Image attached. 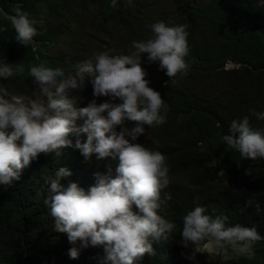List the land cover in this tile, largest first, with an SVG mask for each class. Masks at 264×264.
<instances>
[{
    "label": "trees",
    "instance_id": "obj_1",
    "mask_svg": "<svg viewBox=\"0 0 264 264\" xmlns=\"http://www.w3.org/2000/svg\"><path fill=\"white\" fill-rule=\"evenodd\" d=\"M104 2L106 9L115 8L112 0H0V6L9 13L24 4L36 16L40 5L41 14L48 19L43 27L46 32L35 42L38 50L33 52V45L23 47L16 42L10 21L0 15V29H7L0 31V61L14 69L22 65L23 75L32 65L68 69L98 53L130 54L134 41L146 42L152 37L154 23L186 26V75L173 78V82L158 61L150 62L148 54L141 55L148 86L169 106L166 122L154 128L145 126V134L135 141L166 157L170 183L161 196L170 199H166L160 214L177 226L173 236L180 250L184 247L180 235L183 217L196 206L204 207L205 214L213 218L227 216V226L254 227L264 237V159L245 160L222 139L231 134V122L245 116L253 129L264 132V120L252 115L253 111L264 113V0H177L170 8L156 12L142 5L123 18L124 31L97 27L95 19L90 21L89 32L82 33L77 41L86 51L78 59L69 61L67 56L53 55L51 45L56 39L77 26L83 28L80 19L87 7ZM43 8L48 10L42 12ZM228 63L234 67L227 69ZM23 78L32 86L30 77ZM93 91L92 86L83 92L76 106L87 107L93 101L97 105L120 103L110 97H96ZM81 124L82 120L77 122L78 127ZM124 126L135 125L126 121ZM116 130L121 129L118 126ZM81 139L86 141V134ZM60 151L59 157L55 153L41 154L23 169L19 181L7 188L0 186V264H105L103 247L80 249L78 258L69 259L73 245L66 234L55 230L50 207L45 203L50 196L46 182L65 167L72 175L60 180L61 187L76 183L87 191L95 185L96 173L106 175L111 167L114 178L116 164L111 158L97 160L95 155L86 160L74 148ZM133 210L138 211L135 206ZM159 249L155 248V256L145 255L137 264H164ZM253 251L252 258L223 260L219 256L214 262L181 261L264 264V239L254 245Z\"/></svg>",
    "mask_w": 264,
    "mask_h": 264
},
{
    "label": "clouds",
    "instance_id": "obj_2",
    "mask_svg": "<svg viewBox=\"0 0 264 264\" xmlns=\"http://www.w3.org/2000/svg\"><path fill=\"white\" fill-rule=\"evenodd\" d=\"M176 1L112 0L115 8L111 10L106 9V2L91 3L80 19L84 27L61 34L51 45V52L76 60L86 52L77 41L82 33L89 32L93 19L97 27L124 31L123 18L132 9L146 5L155 12L163 11ZM39 9L34 16L24 4L13 13L0 6V15L10 21L16 42L23 47L33 45V52L38 50L35 42L46 32L43 27L48 20ZM47 10L43 8L42 12ZM151 31L153 35L146 42H133L130 54L98 53L68 69L32 65L23 75L22 65L14 69L0 61V186L7 188L19 181L23 169L41 154L55 153L59 157L60 150L74 148L86 160L93 155L97 160L111 158L116 164L115 177L111 167L106 175L96 173V183L87 191L76 183L61 187L60 180L72 175L65 167L46 182L50 196L45 203L50 207L55 230L66 234L73 245L69 259L78 258L80 249L92 246L103 247L105 264H137L145 255L155 256L154 250L159 247L164 264H182L181 260H187L182 251L189 245L194 246L193 256L222 255L227 259L231 252L252 258L254 245L264 239L254 227L227 226V216L213 218L205 214L204 207L196 206L183 217L180 235L184 247L180 250L173 236L177 226L160 214L166 199H170L161 196L170 183L166 157L135 141L145 134V126L154 128L166 122L169 106L148 86L141 55L148 54L150 62L158 61L160 69L175 82L173 78L187 74L189 47L186 26L169 27L157 22L151 25ZM233 67V63L226 65L227 69ZM23 77H30L32 86ZM90 86L94 96L120 103L97 105L93 101L78 108L77 101ZM252 115L264 120V113L253 111ZM81 120L83 125L78 127ZM126 121L135 126L125 127ZM230 133L222 139L243 159H264V132L253 129L247 116L233 120ZM84 134L86 141L81 139ZM42 174L45 176L44 171ZM154 241L157 243L153 246Z\"/></svg>",
    "mask_w": 264,
    "mask_h": 264
},
{
    "label": "rangeland",
    "instance_id": "obj_3",
    "mask_svg": "<svg viewBox=\"0 0 264 264\" xmlns=\"http://www.w3.org/2000/svg\"><path fill=\"white\" fill-rule=\"evenodd\" d=\"M229 67H232V65H230ZM83 125V121H82V124L81 126ZM193 249H194V246L193 245H189L188 247H186L185 249H183L182 251V255L183 257H185L187 260L189 261H195V259H199L200 261H203V260H210L211 262H214L216 261L218 258H214V256H209L207 254H199V253H196L194 256H193ZM220 257H222L223 260H229L233 257H236L234 254H232L231 252L229 253V258L225 259L222 255H220Z\"/></svg>",
    "mask_w": 264,
    "mask_h": 264
}]
</instances>
